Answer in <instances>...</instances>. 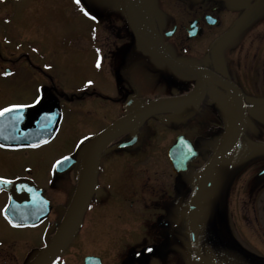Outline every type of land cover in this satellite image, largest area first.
<instances>
[{"label": "flooded vegetation", "instance_id": "1", "mask_svg": "<svg viewBox=\"0 0 264 264\" xmlns=\"http://www.w3.org/2000/svg\"><path fill=\"white\" fill-rule=\"evenodd\" d=\"M21 1L0 0V8H8L6 18L0 20V110L22 109L0 119V169L4 174L0 178L19 181V186L0 190V264H32L62 226L71 203L82 194L87 195V203L79 218L76 209L69 225L62 226L67 239L48 264H84L76 255L86 248L91 251L85 255L100 259L91 264H203L195 262L191 254L188 211L200 170L212 158L223 132L240 122L233 96L223 85H215L210 98L214 100L203 99L197 105L126 123L124 118L134 115L148 100L181 95L191 88L143 96L139 85L128 84L129 67L140 61L135 42L121 59L108 53L98 56L94 61L97 67H90L96 74L89 70L93 79L88 78L86 90L62 96L56 77L45 69L34 44L43 42L44 35L37 26L12 20ZM79 1L93 10L92 0ZM135 2L143 25L170 56H203L198 65L229 80L244 103L237 141L216 165L202 198L198 224L203 247L211 252L202 229L203 214L213 209L219 232L227 217L240 235L249 233L259 238L258 243L264 242V150L253 146L254 140L264 141V134L255 136L251 127L252 76L264 77V27L249 29L247 43H241L247 58L243 74L237 75L240 78L224 76L209 61L211 56H220L224 37L238 30L244 14L264 0ZM124 39L129 44L126 38L117 37ZM231 49L236 53L242 47L233 45ZM184 63L196 64L190 60ZM91 79L97 90L91 89L96 84ZM52 124L53 132L44 143H5L41 138ZM180 136L190 142L185 159L192 157L186 165L183 162L184 169L175 171L168 150ZM54 146L66 151L49 169H42L43 165L30 169L29 158L42 164L44 154ZM64 156H71L72 164L64 171L55 170V162ZM9 171L15 174L8 177ZM35 172L41 179L37 184L31 177ZM149 248L152 250L147 252ZM67 252H73L75 259L67 260Z\"/></svg>", "mask_w": 264, "mask_h": 264}, {"label": "rangeland", "instance_id": "2", "mask_svg": "<svg viewBox=\"0 0 264 264\" xmlns=\"http://www.w3.org/2000/svg\"><path fill=\"white\" fill-rule=\"evenodd\" d=\"M67 6L70 8L64 11L63 8ZM91 6L93 10L81 4L80 1L77 3L76 0H22L18 7L16 6L14 9L13 21L37 26L39 33L41 32L44 35L42 38L43 42H34V44L42 55L45 69L49 70V74L56 77V83L61 89L62 96V93L65 92L86 90L85 88L88 87V84L90 85V79L88 78H92V74L90 76V71L92 72L90 67L92 65L97 67L94 61L98 59V56L108 53L109 56H120L118 59H121L124 57L122 54L132 46L131 42L133 41L122 18L119 0H92ZM7 11L8 8H0V20L6 18ZM230 19L231 16L228 15L227 21ZM239 25H242V27L240 28ZM239 25L240 29L238 28L230 35L223 36L225 39L222 41L220 56H211L209 60L214 70H219L224 76L232 74L235 79L238 77L237 75L243 74L242 69L246 66L247 53L242 44L245 45L247 43V33L252 28L259 29L264 27V3H259L247 11L241 18ZM108 30L111 33H108ZM117 37L126 38L129 44L125 42V39L124 41L117 40ZM123 42L126 43V45L124 44L125 47ZM118 44L121 45L120 48H118ZM233 45H235V48L242 47V50L231 53V46ZM136 56H138V61H140L134 67H129L131 82H128V84L135 83L139 85L143 96L169 95L191 87V81L186 76L154 67L150 63L145 62L140 57L143 56L140 53ZM172 57L179 58L183 62L190 60L196 64L201 63V60L203 61V56ZM260 67H263L262 62L259 64ZM92 73L96 74L95 71ZM92 79L91 81L96 83ZM252 80L254 84L253 100L256 101L259 98L258 96L264 99V77L262 74H254ZM93 88L95 90L98 89L97 83L91 89ZM210 94L214 96L212 89ZM207 100L208 98L206 97L204 101ZM210 100H214V98ZM214 104L216 103L212 105ZM261 109L263 108L258 106L253 111L263 112L264 109ZM251 127L254 129L253 133L264 134V113L258 116L254 115ZM259 146L261 147L263 144H259ZM67 148H69V143ZM61 149L58 146L51 148L44 154L45 157L42 160V164L29 158L30 169L36 170L41 165L45 167L42 169H49L56 157L61 156L66 151ZM2 173L3 170L0 169V175H4ZM6 174L11 177L9 174H15V172L9 171ZM37 174L35 172V174L31 175L35 183L41 181ZM213 213L214 209L209 214L207 210L203 214L205 216L202 231L205 244L216 259L220 262L222 260L227 264H264V242L258 243L257 239L259 240V238L254 235L251 237L249 233L245 234V236L240 235L233 226V220L227 217L221 222L224 230L219 232L217 219ZM90 251L91 249L87 248L79 251L76 259L81 261L83 256L88 254L85 252ZM73 254V252H67L64 255L67 260H73L75 259ZM217 256H220V258ZM153 258L155 259V257ZM156 259L159 260L160 258Z\"/></svg>", "mask_w": 264, "mask_h": 264}, {"label": "water", "instance_id": "3", "mask_svg": "<svg viewBox=\"0 0 264 264\" xmlns=\"http://www.w3.org/2000/svg\"><path fill=\"white\" fill-rule=\"evenodd\" d=\"M121 5L128 27L130 28L131 33L138 45V49L141 51V53H143L153 63L160 67H163L175 73L189 75L194 78V87L187 94L175 97L157 98L150 100L143 106H141L134 116L127 117V119H125L126 123L127 121H130L132 119L149 116L160 111L177 108L178 106H191L193 104L198 103L205 93L207 80L213 83L219 81L233 94L236 99L237 105L239 107L240 122L237 125H229V128L223 133L218 147L215 153L213 154L211 160L201 169L199 180L192 194L188 211V231L192 256L195 260L203 261L205 264H220L217 260L211 257L202 248L200 244L197 227V216L204 189L212 176L215 166L217 165L222 155L232 147V136H234L235 140L239 135L243 121V103L236 89L231 83L205 68L180 63L172 59L157 43L153 42L141 22L134 0H121ZM206 75H209V77H206ZM99 140L100 138L98 139L97 137L95 143V149H97L95 151V157L100 147L97 143ZM28 142L31 144L37 143L36 141H27V143ZM184 142L185 141L178 139L169 151L170 156L173 157L174 168L176 170L182 169L181 165L183 158H179L177 161L175 160V158L178 155L180 157V154H184L185 151L183 149H185L187 145H185ZM63 163L65 165L70 164L68 160H62L60 161L59 165ZM0 182L3 185L8 184H4V181ZM86 202L87 195L84 196L82 194V196H79L78 199L72 203L69 210L67 211L64 217V221L62 222V226L66 225L67 227L69 225L71 219L75 217V215L74 217L72 215L75 213L76 209H78L77 217L79 218ZM62 226L59 228L58 232L50 239L48 244L35 256L32 264H48L55 257L59 249V245L67 237L65 236V232L63 231ZM157 252L160 253V251ZM84 261L86 264H90L94 262V258L86 257Z\"/></svg>", "mask_w": 264, "mask_h": 264}, {"label": "snow or ice", "instance_id": "4", "mask_svg": "<svg viewBox=\"0 0 264 264\" xmlns=\"http://www.w3.org/2000/svg\"><path fill=\"white\" fill-rule=\"evenodd\" d=\"M76 2L77 3H79V0H76ZM39 101V97H37V102ZM12 107H16V108H23V107H28L27 105H14V106H12ZM11 109H9V108H5V109H3V110H0V115H3V113H5V112H9ZM62 159H64V160H67L68 158L67 157H62ZM57 164H59L60 163V161H57L56 162ZM0 179H2V178H0ZM6 183L8 182V181H5Z\"/></svg>", "mask_w": 264, "mask_h": 264}, {"label": "bare ground", "instance_id": "5", "mask_svg": "<svg viewBox=\"0 0 264 264\" xmlns=\"http://www.w3.org/2000/svg\"><path fill=\"white\" fill-rule=\"evenodd\" d=\"M191 81H192V82L194 81V78H193V77H191Z\"/></svg>", "mask_w": 264, "mask_h": 264}]
</instances>
